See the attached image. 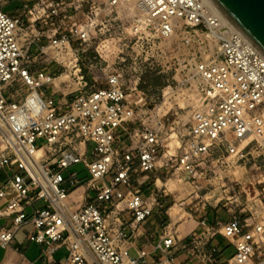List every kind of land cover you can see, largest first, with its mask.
Wrapping results in <instances>:
<instances>
[{"label": "built area", "instance_id": "built-area-1", "mask_svg": "<svg viewBox=\"0 0 264 264\" xmlns=\"http://www.w3.org/2000/svg\"><path fill=\"white\" fill-rule=\"evenodd\" d=\"M13 1L18 4L5 9ZM83 1L94 6L76 20L83 16ZM133 1L138 14L126 24L103 11L132 0H0V245L8 247L26 227L28 239L40 245L43 264H139L146 250L131 257V234L124 225L106 221L110 208L123 199L135 223L159 205L158 189L132 191L134 178L159 167L169 170L174 161L198 189V176L210 171L203 164L215 150H222L212 160L219 173L264 158V56L259 50L210 0ZM80 44L95 49L98 58L82 60ZM129 46L136 50L134 64L159 60L168 51L178 60L163 84L160 104L148 105L139 75L132 74L130 85L124 80ZM44 55L64 71L46 68ZM93 64L99 69L91 70ZM63 74L68 79L60 82L71 95L67 107L53 93ZM191 95L188 126L176 133L177 152L169 154L170 112L162 107ZM83 142L91 145L83 149ZM77 162L86 168L85 180L69 171ZM83 181L97 194L72 208L70 193ZM235 184L238 192L247 187L240 176ZM229 192L226 188L225 198L233 203L236 191ZM40 199L45 203L36 205ZM243 211L244 205L231 208L227 219L216 220L214 232L234 246L228 264H264V243L256 239L264 219ZM194 242V231L187 240L168 233L157 247L163 252L189 247L199 254L194 264L214 262L213 252L197 250ZM62 245L68 247L65 257L52 258Z\"/></svg>", "mask_w": 264, "mask_h": 264}, {"label": "rangeland", "instance_id": "rangeland-1", "mask_svg": "<svg viewBox=\"0 0 264 264\" xmlns=\"http://www.w3.org/2000/svg\"><path fill=\"white\" fill-rule=\"evenodd\" d=\"M17 4V2L13 1L7 4L5 6V9H12ZM92 6L94 5L91 3V1H83V16H77L75 19H84L86 17V14H88V12L91 10ZM103 12L104 14L108 13L107 17L109 15H118L119 17H122L126 24H128V21L131 19L132 16H136L138 14V10L132 4L125 5V7L122 4L117 6L112 11L109 9H105ZM129 43L130 45L132 44L131 42ZM78 52L83 56L82 60H96L98 58V55L95 53V49L86 50V47H84L82 44H80ZM126 52H128L129 54H126V61L123 65L124 80L127 84L130 85V77L132 76V74L136 73L137 75H139L140 78L139 85L142 88V92L148 96V105L154 106L156 104H160L162 101L160 92L164 87L163 84H167L168 79L171 77L172 71L176 67L178 61L176 57H172L173 52L168 51L165 57L160 58L159 60L154 59L142 62L138 61L136 64L132 62L131 57L136 54V50H133L132 47L129 46ZM42 60H45L44 63L46 64V68L48 67L49 69H54L56 73H61L64 71V67L62 65L54 62L53 59L47 57V55H44L42 57ZM92 69L98 70L99 68L97 65L93 64L91 66V70ZM99 71L102 70L100 69ZM88 74L90 76V70ZM98 74H102V72H98ZM63 79H68V76L65 74L61 76V78L57 79L56 82L58 83L60 82V80ZM61 85L67 87V83L64 81L61 82ZM128 91L130 92V89H128ZM193 101L194 96L192 95L172 98L170 100H167V102L162 107L164 109V112H170L168 114L169 118L166 121L170 128H168V134L165 135L169 143L167 147L169 154H176L177 152L176 147L178 145V136H180V133H183L188 126L187 120L190 114L191 104L193 103ZM176 133L178 134V136H176ZM221 154L222 150H215L211 153L210 156L206 158L209 160H206L203 166L207 164L210 171L201 173L198 176V184L201 189L200 193L212 190L219 192L220 201L225 203V205L228 204L227 207H224L227 211L228 216L229 210L231 208L234 209L237 208V206L239 205H244L246 207V211H243L242 213L244 216H251L254 219H264V158H260L255 164H247L245 166H240L238 169L235 168L219 173L218 166L213 165L212 160L216 159ZM50 164L54 165L55 161H52ZM72 170L78 171L79 176L82 178L83 175H85V179L86 176L88 177V174L86 173L82 162H77L70 166L69 171ZM199 171H203L202 166L199 167ZM67 173L68 172H66V174ZM155 175H159L161 177V179L164 181L165 188H168L169 190L168 196L171 197H168V199H166V204H172L174 202H179L180 200H182L183 195L187 193V191H190V189L194 188V185L196 183L195 180L187 179L184 176L183 172L177 168L174 161L172 162L169 170L159 167L156 171L150 173L147 182L148 187H151L152 189L156 186L157 177ZM210 175H212V179L208 180ZM215 176H218V179H215ZM238 176L245 178L247 182V187L245 188L246 191L245 189H242L241 192H238L239 185L235 184V178H237ZM157 182L159 185H163V182L161 180H157ZM136 185L139 191H145L144 184ZM226 188L230 190L229 194H234V192L236 191V194H234L232 198L235 199L233 203H227L229 199H226V195H224ZM68 199L69 201H72L76 198L74 196L73 198L69 196ZM44 203L45 201L43 199H40L36 201L35 204L41 205ZM236 203L238 204L236 205ZM106 221L110 222L109 219H106ZM110 223L113 224V222ZM115 223L119 225V221ZM26 230V227H22L20 228L19 232H25ZM256 239L259 244L264 243V230L257 234ZM67 250L68 247L63 246L57 250L55 256L63 257L67 253ZM133 253L134 252L131 249L130 254L133 255Z\"/></svg>", "mask_w": 264, "mask_h": 264}, {"label": "crops", "instance_id": "crops-1", "mask_svg": "<svg viewBox=\"0 0 264 264\" xmlns=\"http://www.w3.org/2000/svg\"><path fill=\"white\" fill-rule=\"evenodd\" d=\"M66 92L67 89L61 85V82H55L53 93L64 107L68 106L71 99V95H67ZM90 145L91 142H83V149ZM150 173L139 180L133 179V192L149 193L152 189L148 187L147 182ZM0 176L2 178L1 174ZM84 176L83 180H85ZM155 176L157 177L156 186L153 189L159 190V205L153 207L152 214L146 219L140 223L132 222L130 212L125 211V199L114 204V206H120L117 215L120 214V217L124 218L122 222L124 224L119 221V226L124 225L131 234L129 254L131 249L134 253L133 255L130 254V256L136 257L139 250L145 249L146 254L140 259L139 264H194V262L198 261L199 254L192 252L189 247L176 245L165 252L157 247V243L168 233H173L177 240H187L190 238L191 232L194 231L195 242L193 246L197 250L202 249L214 254V262L209 264H228L234 246L229 238L214 232L216 220L228 218L227 211L224 208L227 205L220 201V193L213 190H203L204 193H200L201 189H197L194 186V188L183 195L182 200L179 202L166 204V199L171 197L168 196L169 190L165 188L161 177L159 175ZM157 180H161L163 185H159ZM83 182V185L79 186L83 187V194L82 196H74L76 199L72 200V208H77L82 203L93 199L97 194L95 188H91L85 181ZM136 184H144L145 191H139ZM74 191L70 193V197ZM189 213L193 214L191 220L186 219ZM202 220L205 223H201ZM63 246L65 245L59 248ZM57 250L52 258L63 259L66 254L63 257H56L55 253ZM39 252L40 245L28 239L27 230L25 232L18 231L8 247L0 245V264H43L39 257Z\"/></svg>", "mask_w": 264, "mask_h": 264}, {"label": "water", "instance_id": "water-1", "mask_svg": "<svg viewBox=\"0 0 264 264\" xmlns=\"http://www.w3.org/2000/svg\"><path fill=\"white\" fill-rule=\"evenodd\" d=\"M264 56V0H211Z\"/></svg>", "mask_w": 264, "mask_h": 264}, {"label": "bare ground", "instance_id": "bare-ground-1", "mask_svg": "<svg viewBox=\"0 0 264 264\" xmlns=\"http://www.w3.org/2000/svg\"><path fill=\"white\" fill-rule=\"evenodd\" d=\"M210 1H211V0H210ZM211 2H212V1H211ZM212 3H213V2H212ZM131 4H132V5L135 4L133 0H132ZM213 4H214V3H213ZM213 6H214L215 8H217V7L215 6V4H214ZM134 7H135V5H134ZM217 9H218V8H217ZM223 16H224V15H223ZM224 17H225V16H224ZM228 21H229V20H228ZM229 22H230V21H229ZM230 24H231V26H234L231 22H230ZM234 27H235V26H234ZM63 75H65V74H63ZM63 75H62V76H63ZM43 151H44L43 148L39 149V150H38V154L42 153ZM82 192H83V187L81 186V187L77 188V189L71 194V197H72V196H81ZM119 208H120L119 205H115L114 207L110 208V210L108 211V213H107V219H109L110 222L115 223V222L118 221L117 213H118V211H119ZM110 222H109V223H110Z\"/></svg>", "mask_w": 264, "mask_h": 264}]
</instances>
